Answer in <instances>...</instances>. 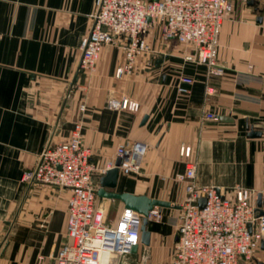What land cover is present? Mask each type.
Returning <instances> with one entry per match:
<instances>
[{
    "label": "crops",
    "instance_id": "1",
    "mask_svg": "<svg viewBox=\"0 0 264 264\" xmlns=\"http://www.w3.org/2000/svg\"><path fill=\"white\" fill-rule=\"evenodd\" d=\"M94 7L95 0H0V264H35L39 256L40 264H55L67 238L69 191L21 176L49 140L69 136L77 119L99 164L115 156L120 142H147L140 171H119L113 190L172 204L158 206L161 218L147 225L149 244L125 255L127 264H172L184 197L175 178L184 169L182 143L192 148L198 184L261 191L264 209V0H233L219 35L225 72L208 80L213 92L207 97L205 65L185 60L190 47L162 40L155 29L147 33L154 51L136 56L122 76L115 70L125 53L112 44L102 47L93 70L78 69ZM182 74L193 78L185 94L175 89ZM121 95L138 100L139 109L107 106L108 98ZM206 111L217 118L204 119ZM249 127L261 135L248 136ZM97 202L112 209V222L124 207L118 198L97 195ZM256 256L264 260V248Z\"/></svg>",
    "mask_w": 264,
    "mask_h": 264
},
{
    "label": "built area",
    "instance_id": "2",
    "mask_svg": "<svg viewBox=\"0 0 264 264\" xmlns=\"http://www.w3.org/2000/svg\"><path fill=\"white\" fill-rule=\"evenodd\" d=\"M232 8L233 0H95L90 29L80 41L78 69L93 70L102 47L112 44L125 53L126 61L115 70L116 76H122L131 71L136 56L154 51L147 33L155 29L162 40L173 39L190 47L183 54L185 60L205 65L207 97L213 92L208 80L225 72L217 56L218 44L222 21ZM192 82L191 76L182 74L175 89L185 94ZM107 106L137 111L140 103L121 95L108 98ZM203 118L216 119L217 114L206 111ZM148 148L143 140H126L117 145L115 156L99 164L83 143L82 122L77 119L66 139L49 140L35 165L23 171L22 181L53 184L69 191L67 238L55 253V264H127L123 257L141 243L142 214L124 206L114 222L108 221L104 206L97 202L94 176L114 166L122 173L139 172L140 159ZM179 154L185 164L175 178L184 184V197L172 264H239L240 260L255 264L264 241V213L256 207V191L242 185L198 184L190 144L182 143ZM117 157L119 164L115 163ZM202 197L205 202L201 206ZM147 217L159 220L160 208L153 206ZM100 252L105 259L99 258ZM41 259L39 256L35 264Z\"/></svg>",
    "mask_w": 264,
    "mask_h": 264
},
{
    "label": "water",
    "instance_id": "3",
    "mask_svg": "<svg viewBox=\"0 0 264 264\" xmlns=\"http://www.w3.org/2000/svg\"><path fill=\"white\" fill-rule=\"evenodd\" d=\"M248 4L256 5L257 0H248ZM148 19H150L148 17ZM260 19V18H259ZM146 116L143 117V120ZM262 133L260 128L249 127L247 135L251 137L260 136ZM120 158L117 157L115 163L119 164ZM119 175V169L117 166L111 167L101 174L98 179V189L97 195L111 198H118L124 202V206L131 207L137 212L142 214V223H141V234L140 242L142 244L148 245L150 242V230L147 228L148 225V211L153 206H169L172 205L168 200L151 198L145 194H132L130 192H116L113 189L116 186L117 178ZM205 202V198L199 199V204L202 206ZM176 206V205H174ZM179 206V205H177ZM256 207L260 213H264L263 209V196L262 192H257L256 196ZM138 245H133L132 251H135ZM261 247L264 248V241L261 243ZM255 264H264V260H259L258 258L254 259Z\"/></svg>",
    "mask_w": 264,
    "mask_h": 264
},
{
    "label": "rangeland",
    "instance_id": "4",
    "mask_svg": "<svg viewBox=\"0 0 264 264\" xmlns=\"http://www.w3.org/2000/svg\"><path fill=\"white\" fill-rule=\"evenodd\" d=\"M112 216H113L112 209L111 210L107 209V220L111 221ZM249 263L251 264V262H249ZM239 264H245V262L243 260H240Z\"/></svg>",
    "mask_w": 264,
    "mask_h": 264
},
{
    "label": "bare ground",
    "instance_id": "5",
    "mask_svg": "<svg viewBox=\"0 0 264 264\" xmlns=\"http://www.w3.org/2000/svg\"><path fill=\"white\" fill-rule=\"evenodd\" d=\"M99 258H100L101 260H103V259H105V255H104L102 252H100V253H99Z\"/></svg>",
    "mask_w": 264,
    "mask_h": 264
}]
</instances>
